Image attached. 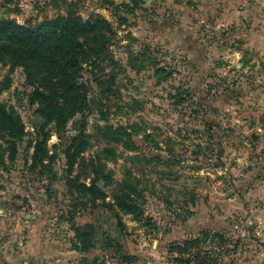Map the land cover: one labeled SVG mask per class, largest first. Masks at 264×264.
<instances>
[{
	"label": "rangeland",
	"instance_id": "obj_1",
	"mask_svg": "<svg viewBox=\"0 0 264 264\" xmlns=\"http://www.w3.org/2000/svg\"><path fill=\"white\" fill-rule=\"evenodd\" d=\"M17 1L20 10L8 12L11 2L0 0V18L67 12L64 0ZM67 1L84 19L111 22L109 57L82 70L84 115L63 132L46 127L52 170L33 167L45 123L31 103L35 84L23 66L0 61V86L8 84L0 103L25 124L15 160L0 132V264H103L116 255L132 264H264V58L243 47L253 23L244 10L257 0ZM107 123L136 131L137 149L119 145L105 159L111 181L98 184L108 196L93 201L71 193L68 176L91 177L83 163L69 171L65 150L82 127V156H105L98 126ZM125 180L140 192L141 215L117 206ZM77 231L93 234L94 250H82ZM37 232L43 252L33 256ZM191 240L188 251L177 248Z\"/></svg>",
	"mask_w": 264,
	"mask_h": 264
},
{
	"label": "trees",
	"instance_id": "obj_2",
	"mask_svg": "<svg viewBox=\"0 0 264 264\" xmlns=\"http://www.w3.org/2000/svg\"><path fill=\"white\" fill-rule=\"evenodd\" d=\"M9 1L12 8L7 7V2H4L8 12L20 10L17 0ZM64 1L67 12L58 14L55 18H45L41 21L30 18L24 23L9 16L0 18V61L9 60L13 67L23 66L29 81L35 84V89L30 94L31 103H37L35 111L45 119V123L38 130L39 138L35 143L33 167L42 166L47 170H52L51 163L54 157L49 156V163L44 160L48 156L46 142L49 135V131L45 129L53 126L56 131L63 132L75 116L84 115L89 108V85L80 79L82 70L85 65L101 69L102 62L109 57V45L114 36L110 21L100 16L84 19L79 12L73 10V2ZM94 79L97 80L96 74ZM99 82L102 83L100 80ZM7 87L8 84L0 86V92ZM103 89L105 90L104 87ZM82 125L85 127V122ZM82 127L66 148L65 156L69 171L77 162L81 165L83 163L85 173L91 177V182H81L80 175L74 178L68 176L71 193L88 196L93 201L105 199L108 194L98 184L101 178L105 179L107 184L111 181V173L106 172L105 159L115 156L116 147L119 145L136 150L134 136L137 132L120 124L99 125L98 132L108 144L103 149L107 154L91 157L87 161L82 156L86 147V135ZM0 132L7 139L9 159L15 160L19 153L18 142L25 135V124L16 109L4 102L0 103ZM157 145L159 147V144ZM135 195H140L137 186L125 180L123 188L115 196L117 206L126 212L141 215L142 208ZM219 234L221 233H216ZM203 235H209V231H205ZM77 236L83 240L81 245L83 251L95 249L97 240L93 238L91 232L77 231ZM195 242L196 240H191L184 245L177 244V248L186 252ZM113 257L128 264L136 260L135 257L128 255Z\"/></svg>",
	"mask_w": 264,
	"mask_h": 264
},
{
	"label": "crops",
	"instance_id": "obj_3",
	"mask_svg": "<svg viewBox=\"0 0 264 264\" xmlns=\"http://www.w3.org/2000/svg\"><path fill=\"white\" fill-rule=\"evenodd\" d=\"M258 2H262V5L258 4ZM263 5H264V0H257L255 4V8H253L255 12L252 9L249 10V8L244 10L246 15L249 16V19L253 20V23L251 29H249L250 34L249 37L247 38V42L245 43V46L243 45V47H245L247 51L252 52L250 54H254L255 51L259 50V55H261V59L264 58V6ZM248 22H250V20H248ZM241 54L243 55V53L239 52L238 56ZM254 61L256 60L254 59ZM262 77H263L262 81H264V73ZM262 97H263L262 99L263 104L261 105L260 109L262 113H264V92ZM33 238H35L34 239L35 241L33 242V246L31 250L29 248L30 250L29 253L35 256L36 253L43 252V250H41L43 247V240L41 239V234L38 232L36 233V236H34Z\"/></svg>",
	"mask_w": 264,
	"mask_h": 264
},
{
	"label": "built area",
	"instance_id": "obj_4",
	"mask_svg": "<svg viewBox=\"0 0 264 264\" xmlns=\"http://www.w3.org/2000/svg\"><path fill=\"white\" fill-rule=\"evenodd\" d=\"M103 264H128V263L118 258H107L104 260Z\"/></svg>",
	"mask_w": 264,
	"mask_h": 264
}]
</instances>
